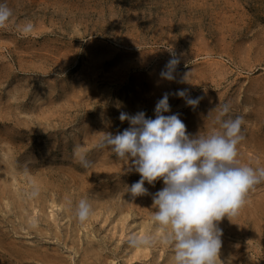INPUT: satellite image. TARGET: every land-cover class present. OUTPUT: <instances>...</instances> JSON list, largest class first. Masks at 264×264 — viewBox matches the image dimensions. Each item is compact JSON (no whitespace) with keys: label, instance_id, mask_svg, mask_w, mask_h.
Segmentation results:
<instances>
[{"label":"rangeland","instance_id":"obj_1","mask_svg":"<svg viewBox=\"0 0 264 264\" xmlns=\"http://www.w3.org/2000/svg\"><path fill=\"white\" fill-rule=\"evenodd\" d=\"M0 2L13 10L0 29V264H174L166 244L127 243L132 234L159 240L165 227L152 220L151 195L126 192L140 174L97 144L129 127L121 112L154 119L168 93L164 115L179 113L193 136L218 129L216 107L230 104L245 121L238 159L264 167V0ZM173 58L169 81L160 73ZM145 187L154 194L164 183ZM80 199L93 206L84 223ZM219 227L217 264H264V183Z\"/></svg>","mask_w":264,"mask_h":264},{"label":"clouds","instance_id":"obj_2","mask_svg":"<svg viewBox=\"0 0 264 264\" xmlns=\"http://www.w3.org/2000/svg\"><path fill=\"white\" fill-rule=\"evenodd\" d=\"M13 16L6 2H0V29L5 28ZM31 23L20 31L29 35ZM179 60L170 59L160 75L169 81L175 80ZM188 82V73L184 75ZM175 95L184 98L186 105L195 108L200 98H191L186 90ZM217 115L213 129L207 135L189 134L179 113L170 112L169 94L165 93L155 106V118L146 117L140 111L134 115L121 112V122L129 127L122 132H106L97 144L108 148L124 164L127 173L136 172L140 179L127 186L131 198L151 195L154 214L152 220L165 227V233L157 240L150 234L128 237L131 247L154 246L162 243L174 253V264H217L221 237L219 223L227 217H236L248 203V196L257 185L264 183V167L242 164L238 159V145L244 139L243 116H232L228 103L216 107ZM76 162L87 169L92 166L87 153L74 151ZM163 180L164 187L154 194L149 193L145 182L155 185ZM31 197L39 195L35 185ZM67 205L71 208L72 201ZM93 212L87 199H80L75 206V217L86 222ZM170 229V230H169Z\"/></svg>","mask_w":264,"mask_h":264},{"label":"bare ground","instance_id":"obj_3","mask_svg":"<svg viewBox=\"0 0 264 264\" xmlns=\"http://www.w3.org/2000/svg\"><path fill=\"white\" fill-rule=\"evenodd\" d=\"M7 244H8V243H7ZM9 245H10V244H9ZM12 245H13V244H12ZM12 245H11V246H12ZM12 247L14 248V247H15V244H14V246H12ZM16 248H17V247H16ZM16 248H14V250H15ZM11 250H13V249H11ZM14 250H13V251H14ZM17 250H18V248H17ZM19 250H20V249H19ZM20 252H21V251H20ZM24 252H25V251H24ZM21 253L23 254V252H21ZM21 253H20V254H21ZM15 254H16V256H17V253H16V252H15ZM22 254H21V255H22ZM26 254H27V253H26ZM21 255L18 256V257H22L24 254H23L22 256H21ZM29 255H30V254H29ZM30 257H31V256H30ZM22 258H23V257H22ZM17 259H19V258H17Z\"/></svg>","mask_w":264,"mask_h":264}]
</instances>
